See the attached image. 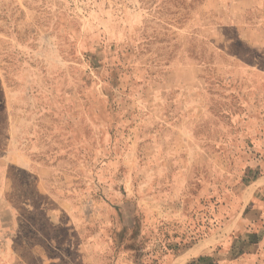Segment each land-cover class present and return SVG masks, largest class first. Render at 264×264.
Returning <instances> with one entry per match:
<instances>
[{"label": "rangeland", "instance_id": "1", "mask_svg": "<svg viewBox=\"0 0 264 264\" xmlns=\"http://www.w3.org/2000/svg\"><path fill=\"white\" fill-rule=\"evenodd\" d=\"M257 188L264 0H0V264H264Z\"/></svg>", "mask_w": 264, "mask_h": 264}, {"label": "crops", "instance_id": "2", "mask_svg": "<svg viewBox=\"0 0 264 264\" xmlns=\"http://www.w3.org/2000/svg\"><path fill=\"white\" fill-rule=\"evenodd\" d=\"M255 197L253 203L256 204L255 209L246 215L243 219L238 221L236 224L230 223L231 226L229 229H226V232L230 233L234 239L230 243L231 250H236L240 245L239 241H237L238 237L244 238L246 241L243 242V248L245 249H264V236H263V228H257V226L262 227L264 223H262L261 219H264V188L258 189L254 192ZM255 227V228H254ZM229 243L227 244V246ZM211 256V254L203 255V258H207ZM217 260V257L215 258ZM217 263V262H216ZM207 264V262L205 263Z\"/></svg>", "mask_w": 264, "mask_h": 264}]
</instances>
